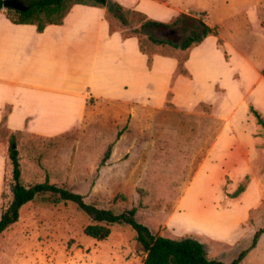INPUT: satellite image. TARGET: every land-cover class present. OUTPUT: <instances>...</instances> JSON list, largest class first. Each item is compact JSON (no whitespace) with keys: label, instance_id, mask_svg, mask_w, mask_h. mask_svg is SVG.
<instances>
[{"label":"rangeland","instance_id":"374dc122","mask_svg":"<svg viewBox=\"0 0 264 264\" xmlns=\"http://www.w3.org/2000/svg\"><path fill=\"white\" fill-rule=\"evenodd\" d=\"M158 2L163 6L150 10L158 17L154 20L171 22L181 14L205 12L206 22L218 32L203 47L185 52L143 37L152 54L182 64L194 55L189 70L184 64L189 78H179L178 70L174 75L171 63L145 71L146 59L139 60L140 84L131 107L96 104L87 121L54 139L12 133L1 124L0 218L12 202L9 151L15 140L25 186L48 181L117 213L137 207L138 220L154 234L195 238L211 259L230 264L264 228V131L249 113L253 104L264 114V0ZM108 17L121 32L141 24L139 16L130 14L131 26L123 29ZM174 90L179 105L173 103ZM119 132L111 158L101 168ZM246 176L244 194L229 199L227 194ZM91 223L73 203L55 205L38 198L0 236V264H143L146 255L131 227L115 225L100 241L84 233ZM241 264H264V235Z\"/></svg>","mask_w":264,"mask_h":264},{"label":"crops","instance_id":"0c3cea01","mask_svg":"<svg viewBox=\"0 0 264 264\" xmlns=\"http://www.w3.org/2000/svg\"><path fill=\"white\" fill-rule=\"evenodd\" d=\"M115 1L152 19L158 17L151 8L163 6L158 0ZM107 17V8L76 5L62 25L39 32L35 25L12 23L0 11V125L5 119L12 133L54 139L87 121L96 104L133 106L136 98L131 95L140 84L135 66L139 60L146 59L143 67L148 72L171 63L175 75L176 58L155 55L149 67L138 38L111 32ZM193 56L186 62L188 70ZM172 80L173 76L170 84ZM174 91L173 103L179 105ZM256 92L253 101L259 107ZM223 132L205 160L212 157Z\"/></svg>","mask_w":264,"mask_h":264},{"label":"trees","instance_id":"16d2710c","mask_svg":"<svg viewBox=\"0 0 264 264\" xmlns=\"http://www.w3.org/2000/svg\"><path fill=\"white\" fill-rule=\"evenodd\" d=\"M4 1L0 0V11H3L12 23L35 25L39 32H43L49 25H62L76 5L107 8L108 16L117 19L123 29H129L131 26L128 16L130 14L137 15L140 17V27L133 28L129 33L124 30L122 34L124 38H138L141 52L148 57L149 67H151L153 58L157 53L152 54L147 50L143 37H146L151 44L185 52L199 47L210 36H218L217 30L210 27L206 22L205 12L200 16L181 14L171 22H162L154 20L140 11L125 8L115 0H18L27 7L25 11L4 8ZM107 19L110 23L111 32L117 31L112 28L109 17ZM158 33L162 34L163 37H158ZM160 55L169 57L165 54ZM187 61L188 58L184 64ZM184 64L179 61L178 75L189 76V71L184 67ZM261 74L264 77V69ZM249 113L254 118L255 124L264 131V114L253 104L249 106ZM121 135L122 132H119L116 141L106 150L100 164L101 168L107 165L113 148ZM256 137L257 135L253 136V138ZM14 145H16L15 140H13L9 151L13 178L12 202L1 215L0 236L19 221L23 207L38 198L45 197L47 201L55 205L61 203L75 204L92 221L85 228L84 233L93 239L106 240L112 233L111 228L115 225L131 227L136 232V239L142 252L146 255L143 264H227L220 260L211 259L205 245L195 238L173 239L154 234L149 227L138 220L137 207L117 213L89 204L81 194L51 184L48 181L33 186H25L22 181L19 150L14 149ZM248 180L249 177L246 176L245 181L239 185L237 190L232 194L228 193L227 197L232 200L239 199L247 189ZM263 235L264 228L255 233L251 245L230 264H241L258 247Z\"/></svg>","mask_w":264,"mask_h":264},{"label":"water","instance_id":"95a60500","mask_svg":"<svg viewBox=\"0 0 264 264\" xmlns=\"http://www.w3.org/2000/svg\"><path fill=\"white\" fill-rule=\"evenodd\" d=\"M4 8H12V9L19 10V11H25L27 9V7L22 2H20L18 0H5L4 1ZM157 35L159 37H163V35L160 33H158ZM13 148L16 149L17 146L14 145Z\"/></svg>","mask_w":264,"mask_h":264}]
</instances>
